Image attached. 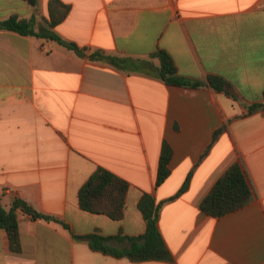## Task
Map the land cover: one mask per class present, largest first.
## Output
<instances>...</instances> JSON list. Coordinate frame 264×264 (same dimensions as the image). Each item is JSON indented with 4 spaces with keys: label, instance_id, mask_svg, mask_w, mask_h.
Segmentation results:
<instances>
[{
    "label": "crops",
    "instance_id": "1",
    "mask_svg": "<svg viewBox=\"0 0 264 264\" xmlns=\"http://www.w3.org/2000/svg\"><path fill=\"white\" fill-rule=\"evenodd\" d=\"M48 2L0 0V23L16 16L41 32ZM62 2L71 9L53 31L86 56L0 28V200L9 210L20 198L71 231L18 211L21 251L10 250L0 229V264H264V112L247 115L264 101V0ZM159 50L182 77L220 76L241 100L209 86L167 85L140 70L142 62L160 66L152 56ZM96 51L119 66L91 60ZM164 143L173 152L171 174L157 186ZM239 158L252 202L220 218L205 214L202 201ZM98 168L129 184L120 221L80 207L79 191ZM190 174L187 190L170 200ZM144 194L162 204L159 229L174 262L118 259L74 237L143 235Z\"/></svg>",
    "mask_w": 264,
    "mask_h": 264
},
{
    "label": "trees",
    "instance_id": "2",
    "mask_svg": "<svg viewBox=\"0 0 264 264\" xmlns=\"http://www.w3.org/2000/svg\"><path fill=\"white\" fill-rule=\"evenodd\" d=\"M24 1L33 7L37 6L39 2V0ZM70 9L71 7L64 4L62 0H49V20H46V27L41 32H36L34 30L31 20L18 19L16 16H11L7 20L1 22L0 28L15 31L26 36L32 35L40 38H47L83 57L87 54L88 50L86 48H82L74 42L63 39L53 31L55 27L66 19ZM152 56L160 60V66L156 68L150 66L148 62H142L139 69L144 72H148V69H151L153 74L167 85L193 89L209 86L214 91L223 93L228 98L236 101L241 100V96L236 91L235 87L220 76L210 75L207 82L190 80L182 77L178 73L174 61L167 52L159 50ZM89 58L91 60H104L116 66H119L120 62L118 58L108 56L102 51L93 52L89 55ZM148 73L150 74V72ZM247 109V115L264 112V101L262 103L249 105ZM226 127L227 124L214 133V141L217 140ZM172 154L171 147L167 143H164L156 180L157 186L164 183L171 174L169 164L172 159ZM191 174L188 176L179 193L170 200L175 199L187 190L191 180ZM128 188L129 184L126 180L104 168H98L79 191L80 207L86 212L106 215L114 221H120L124 216ZM253 198L254 193L244 162L242 158H239L216 182L210 193L202 201L200 209L211 217L220 218L247 206L252 202ZM161 207L162 204L157 203L152 195L144 194L142 196L138 208L146 222V231L140 236H128L123 234L122 231L114 236H105L99 231L87 236L73 235L75 238L87 240L92 250L114 258H127L130 261L137 263L144 261L172 263L174 262V257L159 229ZM18 211H22L36 220L41 219L60 223L64 228L71 231L68 224L53 216L39 213L30 204L20 198L14 200L9 210H6L3 207L0 200V229L6 231L10 250L14 253H19L21 251ZM124 240L131 243L130 248L119 249L110 245V242L112 241L121 242Z\"/></svg>",
    "mask_w": 264,
    "mask_h": 264
}]
</instances>
